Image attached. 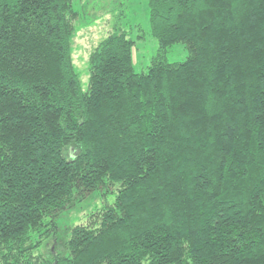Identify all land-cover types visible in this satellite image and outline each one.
<instances>
[{
  "label": "trees",
  "instance_id": "obj_1",
  "mask_svg": "<svg viewBox=\"0 0 264 264\" xmlns=\"http://www.w3.org/2000/svg\"><path fill=\"white\" fill-rule=\"evenodd\" d=\"M79 1L0 0V264H264V0H147L141 73L119 11L86 91ZM113 188L34 255L76 195Z\"/></svg>",
  "mask_w": 264,
  "mask_h": 264
},
{
  "label": "rangeland",
  "instance_id": "obj_2",
  "mask_svg": "<svg viewBox=\"0 0 264 264\" xmlns=\"http://www.w3.org/2000/svg\"><path fill=\"white\" fill-rule=\"evenodd\" d=\"M75 9L79 17L73 24L72 61L79 75L82 91H86L88 87L90 54L112 32L115 16L119 11L122 13V26L134 41L135 72L147 71L157 52V42L150 36L147 0H80ZM136 26L139 28H135ZM186 57L184 46L177 44L169 50L166 60L168 63H182ZM115 196L116 188L111 191L97 190L85 196L76 195L72 206L54 220L57 227L55 239H33L32 245L36 247L34 255L46 254L54 247L58 251H64L70 229L74 226H95L97 216L104 207L113 204Z\"/></svg>",
  "mask_w": 264,
  "mask_h": 264
}]
</instances>
